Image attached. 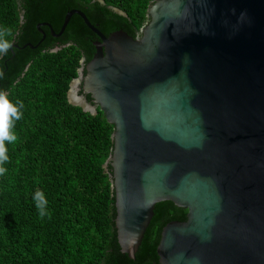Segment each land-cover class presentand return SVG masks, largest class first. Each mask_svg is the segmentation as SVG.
Returning <instances> with one entry per match:
<instances>
[{
  "label": "water",
  "instance_id": "obj_1",
  "mask_svg": "<svg viewBox=\"0 0 264 264\" xmlns=\"http://www.w3.org/2000/svg\"><path fill=\"white\" fill-rule=\"evenodd\" d=\"M74 14L100 41L67 97L114 126L122 253L169 201L188 212L162 229L160 264H264V0H155L138 38L72 10L53 36Z\"/></svg>",
  "mask_w": 264,
  "mask_h": 264
},
{
  "label": "trees",
  "instance_id": "obj_2",
  "mask_svg": "<svg viewBox=\"0 0 264 264\" xmlns=\"http://www.w3.org/2000/svg\"><path fill=\"white\" fill-rule=\"evenodd\" d=\"M0 0V91L22 104V118L12 131L14 143L4 142L7 157L0 163V264H160L157 246L165 225L186 221L187 210L172 202L158 203L142 243L131 259L122 253L115 227L112 169L104 164L114 144V126L98 109L93 115L68 101L72 80L82 59L94 55L91 38L78 15L66 27L63 43L37 45L43 39L39 23L60 32L70 9L85 13L94 23L123 30L133 38L148 22L147 8L155 0ZM117 8L122 14L116 13ZM52 40L49 27H43ZM89 51V52H88ZM47 200L41 217L33 199Z\"/></svg>",
  "mask_w": 264,
  "mask_h": 264
},
{
  "label": "clouds",
  "instance_id": "obj_3",
  "mask_svg": "<svg viewBox=\"0 0 264 264\" xmlns=\"http://www.w3.org/2000/svg\"><path fill=\"white\" fill-rule=\"evenodd\" d=\"M11 47L10 44H0V54H4ZM22 104L17 101L15 104L11 102L7 94L0 91V163L7 159L4 153V142L14 143L17 136L12 131L15 122L22 118L20 108ZM5 169L0 167V175L4 173ZM33 199L36 201V207L41 217L46 216L47 213V200L44 199L43 194L37 192Z\"/></svg>",
  "mask_w": 264,
  "mask_h": 264
},
{
  "label": "flooded vegetation",
  "instance_id": "obj_4",
  "mask_svg": "<svg viewBox=\"0 0 264 264\" xmlns=\"http://www.w3.org/2000/svg\"><path fill=\"white\" fill-rule=\"evenodd\" d=\"M17 7H18V11H19V16H20V18H21V20H23V17H24V3L23 2H21L20 0H18L17 1ZM72 10H78V9H75V8H73V9H70L68 12H70V11H72ZM112 10L114 11V12H116V13H119V14H121V13H123V12H121L120 10H118L117 8H112ZM79 11H81V10H79ZM67 12V13H68ZM82 12V11H81ZM85 14V13H84ZM74 15H77V14H74ZM86 15V14H85ZM79 16V15H78ZM87 16V15H86ZM80 17V16H79ZM81 18V17H80ZM87 18L89 19V17L87 16ZM82 19V18H81ZM83 20V19H82ZM89 21H90V23L92 24V26H94L99 32H101V34H103V35H105V36H109L111 33H113V32H115L116 30H113V29H111L110 28V26H107V27H104V26H102L100 23H94L93 21H91L90 19H89ZM83 22H84V20H83ZM84 24L86 25V23L84 22ZM50 24L49 23H46V22H43V23H39L38 25H37V28H38V30H39V32L40 33H42L43 34V39L39 42V44H37V45H32V44H30V43H27L26 45H24L22 48L19 46V44H17V43H15V39H14V41H12V48L10 49L11 50V52L13 53V55H15V51H14V49H20V50H23V49H26V48H28V47H31L33 50H36V51H39V49L41 48V47H47L49 44H55V46H56V48L57 49H61V48H64V47H67V46H69L71 43H68V44H65V43H63L62 41H63V39L65 38V33H66V29H65V31H64V33L63 34H61L60 36H52L53 38H52V40H50V39H48V37H47V35H46V33H45V31L43 30L44 28L43 27H49L50 28V32H51V25L49 26ZM40 26V27H39ZM86 27H87V29L91 32V34L93 35V37L91 38V42H92V48L94 49V52H96V47H95V45H94V43L95 42H97V41H100V37H99V35H97L93 30H91L87 25H86ZM141 30H142V28L140 29V30H138L137 32H136V38H138V37H140L141 36ZM55 31V30H54ZM118 31V30H117ZM60 32H58V33H56V31H55V34H59ZM52 34V33H51ZM53 35V34H52ZM89 52V51H88ZM5 54V53H4ZM95 54V53H94ZM84 58L82 59V64H83V67L86 65V64H84ZM79 90L77 91V95H78V97H85L86 99H87V101H88V103H90V104H92L93 106H97L96 104H93V102H92V99H91V97H90V95H88V94H85V93H83L82 92V90H80L81 89V84L79 85Z\"/></svg>",
  "mask_w": 264,
  "mask_h": 264
},
{
  "label": "bare ground",
  "instance_id": "obj_5",
  "mask_svg": "<svg viewBox=\"0 0 264 264\" xmlns=\"http://www.w3.org/2000/svg\"><path fill=\"white\" fill-rule=\"evenodd\" d=\"M73 98H74V94H73Z\"/></svg>",
  "mask_w": 264,
  "mask_h": 264
}]
</instances>
